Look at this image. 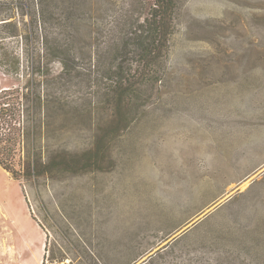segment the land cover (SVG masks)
Listing matches in <instances>:
<instances>
[{"label":"rangeland","instance_id":"rangeland-1","mask_svg":"<svg viewBox=\"0 0 264 264\" xmlns=\"http://www.w3.org/2000/svg\"><path fill=\"white\" fill-rule=\"evenodd\" d=\"M43 1L46 18L80 22L53 36L76 38L85 58L71 72L0 64V90L41 80L38 150L52 160L20 179L0 165V264H264V0H179L164 77L119 133L107 131L110 64L94 52L143 0ZM10 42L24 54V38Z\"/></svg>","mask_w":264,"mask_h":264},{"label":"trees","instance_id":"trees-1","mask_svg":"<svg viewBox=\"0 0 264 264\" xmlns=\"http://www.w3.org/2000/svg\"><path fill=\"white\" fill-rule=\"evenodd\" d=\"M43 3V0H0V64H4L6 73H17L24 57L27 63L38 64L40 69L42 64L55 60L70 72L76 64H84L85 56L79 51L76 38L62 41L61 36H53L57 26L63 23V17L51 10L46 18ZM179 9V0H143L137 17L125 18L119 14L112 20L105 45H98L94 52L95 64H110L107 69L110 82L104 92L111 110L108 132L119 133L124 129L130 123L128 117L137 98L163 79ZM28 13L29 20L26 19ZM75 21L80 25L73 17L68 25L76 26ZM48 28H52V32H48ZM17 38H24L23 55L10 42ZM41 40L45 45L42 50L38 45ZM37 80L34 76L26 91L20 88L0 90V165L16 179L46 174L52 165L51 159L43 161L38 150L40 121L49 108V99L41 89V80ZM24 115L27 121L22 118ZM106 139L96 140L84 164L85 169L91 165L95 167L102 160L99 154ZM27 146L28 153L24 155ZM68 163L76 170L77 163ZM65 260L66 256H62L55 264ZM43 264H47V258Z\"/></svg>","mask_w":264,"mask_h":264},{"label":"water","instance_id":"water-1","mask_svg":"<svg viewBox=\"0 0 264 264\" xmlns=\"http://www.w3.org/2000/svg\"><path fill=\"white\" fill-rule=\"evenodd\" d=\"M196 222H197V220H194V221H192L191 224L193 225V224H195ZM186 230H187V228H186V229H183V230H182V233H183L184 231H186Z\"/></svg>","mask_w":264,"mask_h":264},{"label":"bare ground","instance_id":"bare-ground-1","mask_svg":"<svg viewBox=\"0 0 264 264\" xmlns=\"http://www.w3.org/2000/svg\"><path fill=\"white\" fill-rule=\"evenodd\" d=\"M9 236H10V234H8V236H7V239H6L7 242L9 241Z\"/></svg>","mask_w":264,"mask_h":264}]
</instances>
